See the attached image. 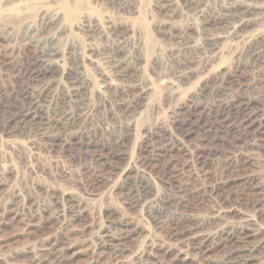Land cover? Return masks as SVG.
<instances>
[{
	"label": "rangeland",
	"instance_id": "1",
	"mask_svg": "<svg viewBox=\"0 0 264 264\" xmlns=\"http://www.w3.org/2000/svg\"><path fill=\"white\" fill-rule=\"evenodd\" d=\"M235 1L257 20L247 37L226 39L209 52L206 71L179 80L173 34L203 40L204 20L221 12L216 0H174L170 11L160 0H0V264H230L227 257L257 237L223 239L200 253L191 233L250 219L251 231L264 236V66L247 52L264 38V0ZM46 13L57 17L44 20ZM51 35L60 65L40 74L34 40ZM120 45L130 63L119 72L104 53ZM78 69L89 85L68 105L78 125L44 141L47 116L58 108L30 121L32 93L44 75H59L63 97ZM109 78L147 89L145 96L113 89L105 103ZM205 87L209 94L200 96ZM135 181L152 189L141 205L128 194ZM167 200L176 213L158 224L147 205ZM171 217L185 230L179 238L169 233ZM263 257L244 264H264Z\"/></svg>",
	"mask_w": 264,
	"mask_h": 264
},
{
	"label": "bare ground",
	"instance_id": "2",
	"mask_svg": "<svg viewBox=\"0 0 264 264\" xmlns=\"http://www.w3.org/2000/svg\"><path fill=\"white\" fill-rule=\"evenodd\" d=\"M160 1H161V6L168 11L172 10L175 6L174 0H160ZM216 1L221 3L220 5L221 12L217 20H215L214 22H210L209 18H206L204 20L202 27H203V30L206 31V34L203 40L197 37L195 33L188 32L187 30H182L179 32L177 31V33L174 32L175 34H173V38L176 44L171 48V56L177 63L179 71L176 77L179 80H187L194 73L206 71L209 67V59H210L209 52H211V54L215 53V51L219 49V45H221L226 39H229V38L231 39L244 38L245 39L247 37V33L251 26V23L253 21H257V20L252 21V19L250 18L251 12L248 11V9L243 8L242 3L239 4V2L235 0H216ZM184 5H189L187 0H184ZM198 12L200 14H203V8L199 9ZM56 17L57 16L55 13H51V14L46 13L44 15V20H53ZM209 30L211 31L210 33H209ZM34 43H35L34 46L36 48L34 63L37 65L38 68L37 67L36 68L40 71V74L42 71L47 70L51 66L60 65L61 52H60L59 45L57 43V38L54 35L47 36L43 39L34 40ZM119 44H120V41H119ZM209 44L211 45V51H209ZM247 50H248L247 52H248L249 61H251L257 66H264V38L263 37L261 39H257L254 43H250L247 46ZM114 51L112 53L111 52L104 53V58L106 59V62L110 64L112 68L120 72V69H122L126 64L130 63L128 62L130 53H129V50L126 49V47L122 45L115 48ZM218 52L220 51L218 50ZM245 61H243V63H245ZM42 78L43 80L40 86L38 87L37 90H35L34 93H32L33 94L31 97L32 106L31 108L29 107V109L25 112H26L27 118L30 119L31 121V120H35L38 117L39 118L44 117V115H47L50 112V110H52L55 107L58 108L57 110H55L56 113L54 117H51L50 115H48L49 117L47 116V118L48 119L50 118V119L47 121L46 124L43 121V123L45 124L43 125L46 127L41 132V137L44 141L48 140L50 142H53L56 140L55 139L56 137L63 136L64 134L67 135L68 131H71L73 128H75L76 125H78V124L75 125V120H74L75 117L73 113L69 110L70 108H68V105H70L71 103L82 101L84 99L85 92L89 88V85L86 84L85 82L84 72L78 69V71L75 74H73L72 78H70L71 79L70 86L67 89L66 94L63 97H60L59 93H57V90L62 84V78L59 75H52L51 77H46L44 75ZM103 88L104 89L102 91V94L104 96L103 101L105 103L111 102V97L107 93L113 89H122L123 92L127 94L131 93L132 95H135L137 97L145 96V93L147 90L144 88L139 89L137 85L120 84L119 82H116V80L112 78H109L105 82V85ZM208 94H209V88L205 87L201 90L199 95L206 96ZM229 94L231 95V93ZM229 94H228V91H226L222 95H229ZM231 97L234 101H239V102L241 101L240 105L242 107L244 105H247L246 102H244L241 99L243 98L242 94L240 93L232 94ZM133 121H130L127 123L126 131L127 130L128 132L134 131L136 124H134ZM254 121L255 120H253V122ZM259 122H260L259 123L260 127H262L264 123L262 122V120H260ZM55 129H58V133L57 132L54 133ZM201 161L202 163H206V160L201 159ZM259 176H260V173H259ZM257 184H259V181ZM128 194L130 197L131 205H141L142 202L144 200L146 201V199L153 193H152L151 187H149L147 183H144L143 181H135V183L129 188ZM174 204H175L174 201L167 200L161 203L158 202L157 206H153L151 204L149 206L147 205V208H148V211L153 212L155 213L156 216H158L156 217L157 218L156 221L158 224H164L165 221H167V218L170 213L171 214L173 213L172 215H175L176 212L172 211ZM172 219L173 221L170 224L173 225V227L171 226V232L169 233H171L175 238H179L183 235L184 233L183 231L185 230H183L184 228L182 229L180 226V223L177 222L178 218L173 217ZM249 220H245L244 223H241L240 225H237L234 228L233 227L230 228L227 226V228L222 227L223 229L222 228L220 229L221 226L219 225L220 227L218 231L216 228L217 232L215 233H209V231L204 232V230L202 231L201 227H199L198 230H196V232L194 231L195 233L190 232L191 236H189V238L187 237L189 241V245L192 244L193 247L196 250H198L200 253H207L209 249L217 243V241H221L223 239L237 238L239 242L244 243V241H247L248 238L250 237H254V239H256L257 237V240H254L249 246H245L243 250L237 251L233 255H230L229 257H227V262H230V264L231 263L232 264H244V262L257 259L258 257L264 254V236L259 238L256 233H253V230L251 231V229L254 226H252V228L249 227L251 223L249 222ZM203 224L205 225L209 224V221H205L203 222Z\"/></svg>",
	"mask_w": 264,
	"mask_h": 264
}]
</instances>
